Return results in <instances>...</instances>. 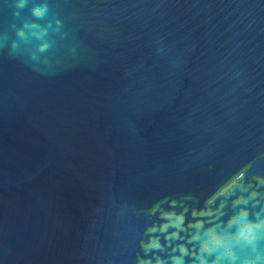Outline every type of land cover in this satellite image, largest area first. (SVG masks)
I'll return each mask as SVG.
<instances>
[{
    "label": "water",
    "instance_id": "water-1",
    "mask_svg": "<svg viewBox=\"0 0 264 264\" xmlns=\"http://www.w3.org/2000/svg\"><path fill=\"white\" fill-rule=\"evenodd\" d=\"M0 264H264V0H0Z\"/></svg>",
    "mask_w": 264,
    "mask_h": 264
}]
</instances>
